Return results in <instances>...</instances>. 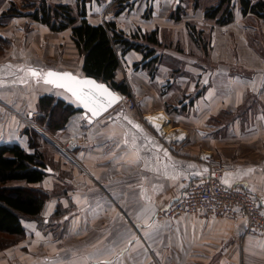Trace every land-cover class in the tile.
Here are the masks:
<instances>
[{"label":"crops","instance_id":"1","mask_svg":"<svg viewBox=\"0 0 264 264\" xmlns=\"http://www.w3.org/2000/svg\"><path fill=\"white\" fill-rule=\"evenodd\" d=\"M140 1L138 12L149 7V14L139 13V19L131 13L123 18L122 12L115 18L101 12L87 16L93 23L115 20L128 35L131 29L118 19L143 30L158 28L161 44L156 49L162 58L153 73L134 68L143 58L141 51L121 56L117 76L126 79L137 108L127 110L123 101L94 120L82 112L71 117L60 137H89L75 150L78 165L64 163L71 174L58 178L51 171L35 184L49 192L54 183L66 185L41 213L50 224L60 204L67 215L56 221L63 234L55 237L36 229L37 221L29 222L21 244L0 251V264H242L249 260V250L260 251L257 243L264 238L246 235L244 218H170L161 210L180 195L184 180L208 172L206 153L233 163L235 169L222 181L255 191L264 206V55L258 42L264 44V34H251L248 16L239 8L232 22L220 25L206 18L195 0L189 8L183 0ZM95 4L100 9V1L92 0L90 11ZM178 6L186 9L180 19L173 15ZM187 21L204 31L210 24L208 54L189 37ZM49 31L29 16H13L0 25V35L11 39L0 54V143L35 150L24 129L32 127L44 138L33 121L42 94L80 106L65 90L42 80L50 68L80 73L47 63ZM21 34L34 37L24 44Z\"/></svg>","mask_w":264,"mask_h":264},{"label":"trees","instance_id":"2","mask_svg":"<svg viewBox=\"0 0 264 264\" xmlns=\"http://www.w3.org/2000/svg\"><path fill=\"white\" fill-rule=\"evenodd\" d=\"M199 3L200 0H195V7ZM236 8L243 16L252 14L264 18V0H215L205 7L204 13L214 23L225 25L236 18ZM185 11L178 6L174 17L180 19ZM29 15L53 31L70 29L82 57L83 75L105 81L128 96H131L129 84L125 78L117 76L121 56L131 49L141 51L143 58L134 63V68H147L151 73L162 58L156 49L161 44L158 28L149 31L138 26L128 35L115 20L93 23L87 17V0H77L76 6L69 3L52 5L43 0ZM186 28L189 37L208 54L211 40L205 38V31L194 21H187ZM7 42V38L0 35V49ZM258 42L264 55V44ZM38 110L41 112L38 122L52 133L64 129L75 113L82 112L80 106L51 93L39 97ZM24 130L35 148L33 152L18 143H0V234L5 236L0 239V249L26 237L24 220H38L46 201L52 196L40 185H35L41 183L52 169L46 160V152L38 146L39 133L32 127Z\"/></svg>","mask_w":264,"mask_h":264},{"label":"rangeland","instance_id":"3","mask_svg":"<svg viewBox=\"0 0 264 264\" xmlns=\"http://www.w3.org/2000/svg\"><path fill=\"white\" fill-rule=\"evenodd\" d=\"M44 1L46 3L52 4V5L57 4V3H69V4H72V6H76V3H77V0H44ZM90 1H92V0H87L88 15H90V13H91V16H94V17H98L99 15H101V14H99L100 12L103 14L108 13V15H106V16L110 17V18H113V17L115 18V17L120 16L121 14L119 15V13H121V12L123 14L122 15L123 18L125 16H128V14L131 13L130 15H132L136 19H139V17H138L139 13H141V15H143V16L144 15L147 16L149 14L148 13L149 7H147V8L144 7L142 12H138L137 5H138V2L140 0H109L108 1L109 3L104 2V0H97V1H100L101 7H100V9H98L97 4H95V8H93L92 11H90V8H91ZM214 1L215 0H201L200 1L201 7H203V9H204L207 5L213 3ZM42 2H43V0H0V25L4 24L5 22L7 23V22L11 21L13 16H29V17H31L29 15V13L33 12L35 10V8L37 6H39ZM102 2L104 4L107 3V5L103 6ZM177 2H181V0H179V1L177 0ZM183 2L185 3L186 8L192 7V5H193V0H183ZM145 8H146V10H145ZM119 10H122V11H119ZM19 14H21V15H19ZM173 15L175 16V10L173 12ZM247 16L248 17L246 18V24L252 28L251 34H264V29H263L264 18H260V17L254 18V17H252L253 16L252 14H249ZM133 17H130V18L133 19ZM91 19L93 21L98 20V19H93V18H91ZM118 20H119V22H125V26L128 29H131V32L135 27L139 26L135 22L131 23L130 20H127V19H123V20L118 19ZM133 20H135V19H133ZM133 20H132V22H133ZM211 22H213V21L211 20ZM205 28H206L205 33H204L205 38H208V34H211L210 24H207V26L205 25ZM51 31H53V30H51ZM51 31H49V34L47 35V37L49 36L48 38L50 41L49 52L47 53V55H48L47 56V58H48L47 63L49 65H51V67H58V68L69 67V68H72L75 71H80L79 74L82 75L83 72H82V68L80 67V61L82 62V57H81V54L79 53V51L77 49H75L76 47L74 48L75 43L71 37L70 29L69 30L65 29V30H63V33H60V34H53V33H51ZM124 32L126 33V31H124ZM32 37H34V34H25V36H24V34H21V40L24 44H26V42H28V41L31 42ZM7 40H8V42L3 44V46H1L0 54H2V51H4L6 47L11 45L10 44L11 39H9L7 37ZM262 50H263V48H262ZM203 51H204V49H203ZM205 51H206V49H205ZM34 52L36 54H38L37 53L38 51H34ZM206 53H207V51H206ZM75 102H77V101H75ZM118 104H123V102L121 101ZM125 108L127 110H133V109H129L128 107H125ZM36 113L37 114H34V116H33V121H35V123L38 126H40V128L43 130L44 134L46 135V136L44 134L42 135L44 138H42L39 135L40 140L37 141L38 146L40 149H42L44 152H46V157H47L46 160L48 161L49 165L52 168L50 171H52L54 173V175H56V177H58V178L59 177L65 178L66 176L71 174V171L68 167L63 166V164L68 162V163L78 165V161L76 160L77 158H76L75 150L74 151L69 150V149L62 150V148H61L63 145H65L66 141L68 140V138L70 136L67 137V135H66L65 138L60 137V134H61L60 132L62 131V129H60L56 133H52L51 131H49L45 126H42L38 122V117L40 116L41 112L38 111ZM35 123L33 122L34 125H36ZM65 133H66V131H64V134ZM53 185L56 188L54 189V191L53 190L50 191V195H52L54 197H57L58 195L56 193L61 192L63 187L66 186L65 184H60V183H54ZM60 186H61V188H60ZM52 196H50V198ZM65 217H67V215L64 214V209L61 207L60 204H58L56 213L54 214V216L52 215L50 217V219H51L50 224H47L45 222L46 220L44 219V216H42V215L40 216V218H38V220L37 219H26V220H24V224L26 226V224L29 222H36L37 221L38 224L35 225L36 229H38L40 231H42V230H45L48 232L51 231L55 237H58L60 235V233L63 234V230L60 229V227L57 225L56 221L57 220H60V222L65 221L64 220ZM31 220H35V221H31ZM43 225H45V226L43 227ZM252 237H254L256 239L257 238L263 239L264 235L259 236V237H255V236H252ZM1 238H5V236L0 234V239ZM24 239L25 238H23L22 240H19L14 245L21 244V242ZM257 244H258V247L260 248V251L256 252L257 250L255 249L253 253H250V250H249L250 258H249V260L247 259V262H244L245 261L244 260L242 262V264H264V239L262 241V244L261 243H257ZM14 245H11V246H14ZM11 246L1 248L0 251L6 250V249L10 248ZM246 253H247V251H246Z\"/></svg>","mask_w":264,"mask_h":264},{"label":"built area","instance_id":"4","mask_svg":"<svg viewBox=\"0 0 264 264\" xmlns=\"http://www.w3.org/2000/svg\"><path fill=\"white\" fill-rule=\"evenodd\" d=\"M129 109L137 108V101L126 96L122 102ZM86 133L68 138L62 150H76L88 143ZM203 159L208 164V172L196 179L184 180L179 196L165 206L161 213L166 217L178 218L183 214L199 217L244 218L245 234L259 237L264 235V206L259 194L242 185H227L222 181L226 172L235 169L233 163L206 153Z\"/></svg>","mask_w":264,"mask_h":264},{"label":"snow or ice","instance_id":"5","mask_svg":"<svg viewBox=\"0 0 264 264\" xmlns=\"http://www.w3.org/2000/svg\"><path fill=\"white\" fill-rule=\"evenodd\" d=\"M32 76H38L39 73L36 70H30ZM45 83L55 85L59 88H65L67 91L75 97V100L83 105L85 108H89L93 115H98L97 107L91 106L99 103L97 97H103L104 95L113 96L108 89L101 84H97L95 81L90 79H78L71 73H58L49 71ZM62 81V82H61ZM115 98V97H113ZM91 106V107H90ZM227 183V182H226ZM150 228L154 225H149ZM149 233H145L148 235ZM105 264H111L110 261Z\"/></svg>","mask_w":264,"mask_h":264},{"label":"water","instance_id":"6","mask_svg":"<svg viewBox=\"0 0 264 264\" xmlns=\"http://www.w3.org/2000/svg\"><path fill=\"white\" fill-rule=\"evenodd\" d=\"M49 71H53V72H58V73H71L73 74L74 76H76L78 79H81V80H84V79H90V80H93L95 81L97 84H101V85H104L108 91L110 93L113 94V96H108V95H104L103 97H97L99 103L96 104V105H91V106H95L97 107V111H98V115H93L92 112L89 110V108H85L83 107L82 104H80L78 101V103L80 104V107L82 109V113L83 115L88 118L89 120H94V119H97L99 118L100 116H102L103 114H105L106 112H108L109 110H111L115 105H117L118 103H120L122 100H123V95L121 92L113 89V87L105 82V81H100L98 80L97 78L93 77V76H89V75H80V74H77L71 70H58V69H48L43 75H42V80L45 82L46 79H51L50 77H47V73ZM62 82V81H61ZM52 85V84H51ZM53 87L55 88H59V87H56L55 85H52ZM60 89H63L65 90L67 93H69L67 91V89L65 88H60ZM70 94V93H69ZM71 95V94H70ZM72 96V95H71ZM73 97V96H72ZM115 97V98H113ZM75 99V97H73ZM90 106V107H91Z\"/></svg>","mask_w":264,"mask_h":264}]
</instances>
